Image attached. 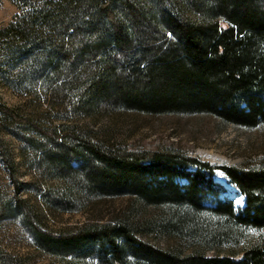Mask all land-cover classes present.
Here are the masks:
<instances>
[{
  "label": "trees",
  "instance_id": "16d2710c",
  "mask_svg": "<svg viewBox=\"0 0 264 264\" xmlns=\"http://www.w3.org/2000/svg\"><path fill=\"white\" fill-rule=\"evenodd\" d=\"M14 1L0 37L45 57L65 105L264 124V0ZM0 116L27 132L20 138L55 179L38 189L49 205L127 194L105 215L59 227L16 189L0 195V215L19 214L37 247L61 256L53 264H264V153L220 166L244 196L234 208L218 196L216 166L178 148L133 146L108 124L43 123L2 102ZM0 157L18 182L1 137ZM0 264L24 261L0 245Z\"/></svg>",
  "mask_w": 264,
  "mask_h": 264
},
{
  "label": "rangeland",
  "instance_id": "374dc122",
  "mask_svg": "<svg viewBox=\"0 0 264 264\" xmlns=\"http://www.w3.org/2000/svg\"><path fill=\"white\" fill-rule=\"evenodd\" d=\"M17 12L19 7L14 0H0V28L11 21ZM24 46L4 45L0 37V102L43 123L69 121L92 127L108 124L116 139L126 140L133 146L178 148L187 155L215 165L211 176L221 186L218 196L231 199L234 208L244 204V196L220 166L256 162L264 153V124L247 127L221 121L205 112L145 114L134 110H116L105 114L96 109L84 113L76 107L63 104L60 97L54 95L52 83H49L54 78L51 76L47 79L48 68L39 64V61L43 63L47 60L45 57L37 58L36 61L29 59L26 52L31 47ZM26 133L0 116V137L13 160L18 181L12 179L0 157V195H11L16 189L42 213L49 225L55 227L81 223L88 216L105 215L127 198V194L105 196L83 206L70 198L74 207L71 209L49 205L38 189L46 187L48 183L53 184L55 179L43 173L39 161L20 138ZM176 179L185 181L183 177ZM61 200L63 198L60 197L56 205ZM212 200V196L207 197L204 203L210 204ZM0 245L10 253L20 255L24 264H53L62 259L58 254L37 247L19 214L12 212L5 211L0 215Z\"/></svg>",
  "mask_w": 264,
  "mask_h": 264
}]
</instances>
